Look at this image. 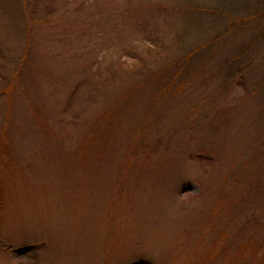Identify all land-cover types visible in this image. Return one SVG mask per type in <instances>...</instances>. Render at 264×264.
<instances>
[{"label":"rangeland","instance_id":"obj_1","mask_svg":"<svg viewBox=\"0 0 264 264\" xmlns=\"http://www.w3.org/2000/svg\"><path fill=\"white\" fill-rule=\"evenodd\" d=\"M0 264H264V0H0Z\"/></svg>","mask_w":264,"mask_h":264}]
</instances>
